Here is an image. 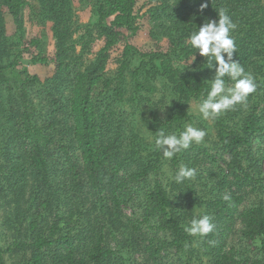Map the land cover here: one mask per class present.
Masks as SVG:
<instances>
[{
    "label": "rangeland",
    "instance_id": "obj_1",
    "mask_svg": "<svg viewBox=\"0 0 264 264\" xmlns=\"http://www.w3.org/2000/svg\"><path fill=\"white\" fill-rule=\"evenodd\" d=\"M201 1L136 0L134 18L137 32L130 34L124 31V38H121L120 43L111 50L110 60L106 67L105 78L109 79L112 85L108 89L102 86L97 88L96 95L99 96L100 104H102L101 113L106 112L107 116L112 113L113 124L121 128L118 151L119 159L124 164L118 172V178L123 180L125 175L140 168L156 167L149 172L145 180L135 185L134 201L129 206L122 207L115 218L119 220L117 227L110 226L111 228L105 229L108 236L107 243L124 258L125 264H152L145 253V246L148 245L151 237L165 238L163 233H155L148 225L141 222L145 192L152 188L156 181L161 182L171 199L174 200L185 225L193 216L205 214L210 216L208 207L204 203L217 194L241 195L243 197L241 208L264 203V181L261 184L252 183L249 186L238 187L233 184L231 178L225 176L228 158L218 144L217 118L203 120L195 111L198 100H193L190 103L191 107L188 106V119L180 125H174L167 131V134L178 135L186 124H192L207 132L204 142L199 145L193 144L189 149L177 153L172 159H165L162 153L155 148L149 138L157 135L159 128L165 125L174 114L177 98L171 83L151 66L140 73L137 81L141 83V88L136 87L133 72L140 67L142 62L138 53L133 52L128 59V70L121 84V96L115 91L127 44L142 53H170L173 49L178 51L182 48L192 49L187 43L192 31L187 32L185 28L177 29L176 21L179 18L186 28L195 26L200 18ZM28 2V6L21 14L23 26L21 29L17 28L7 10L1 8L5 16L8 48L3 62L7 65L17 60L21 63L18 71L21 70V66H25L31 76H37L40 79L39 83L30 88L29 97L35 106L33 117L35 123L48 127L49 119L56 121L53 128L49 126L47 131L53 136L51 146L53 156L49 162L52 182L49 187H41L37 192V197L34 198L38 186L26 170L27 166L25 170L28 176L24 174L25 170L19 178L16 176L13 167L16 165L14 161L18 156L14 154L11 147L6 145L9 137L2 134L4 131L0 124V243L3 249H7L19 237L20 239L25 238L28 225L37 219L38 206H41L44 201L48 202V206L47 210L41 213L44 214V226L48 230L53 225L55 226V215L62 216L64 212L67 213L73 206V202L81 205L79 210L82 212L83 227H86L88 222L94 224L102 220L103 216L100 211L102 203L97 201L92 190L86 187L84 193L70 194L67 183L64 184L66 165L63 156L58 151V146L60 144L69 145L71 138L68 133L71 131L72 118L60 111L55 104L57 105L56 99H60L62 104L68 100L70 88L68 86L63 92H58L55 88L54 78L59 57L53 31L54 23L44 14L45 9L40 0H28ZM1 5L2 0H0ZM71 6L70 21L63 25V29H68L70 37L64 45L65 53L62 59L67 62L74 60L76 66L84 70L94 63L96 54L103 46L98 33L92 30L97 21L95 0H71ZM262 6L264 9V1ZM240 28V24H237L235 31L237 29L238 33L241 32ZM91 30L92 33L88 34ZM261 32L264 33V28ZM256 44L257 54L251 58L249 63L241 64L245 72L254 77L257 84L256 91L249 95L246 105H237L235 110L227 111L219 116L226 125L238 132L241 131L244 120L254 107H257L258 111L264 115V54L262 45ZM193 55L175 58V68L181 72H200L208 82L212 79L210 76L215 74V68H206L208 66L206 58L201 57L198 52L195 54V61L184 71L185 65L182 62L190 60ZM38 57L41 60L33 63V58ZM238 63L242 62L238 61ZM155 65L160 70V61L155 62ZM226 83L230 84L231 81L227 80ZM4 95L5 101L0 104L7 108L9 98L6 100V96L8 97L6 90ZM51 95L56 99L54 100ZM262 126V132L253 138L251 146L242 154L245 169L255 180L260 179V181L264 180V118ZM13 146L17 150L21 148L15 143ZM182 164L195 167L196 177L176 184L172 176ZM17 165L19 166V163ZM85 179L83 180L84 185ZM104 207L113 211L108 202L104 203ZM59 227L61 229L62 225L60 224ZM109 231L114 233L111 234ZM192 238L190 251L187 250L180 255H177L174 250L169 251L164 254L162 264L186 262L211 264L213 258L211 249L214 243L208 240L209 235L192 236ZM216 245L217 248L231 253L241 261L264 259L260 244L249 243L242 237L239 222L231 230L222 232ZM26 254L30 255V252L27 251ZM22 255L23 253L15 255V259L19 260ZM15 259H9V264Z\"/></svg>",
    "mask_w": 264,
    "mask_h": 264
},
{
    "label": "trees",
    "instance_id": "obj_2",
    "mask_svg": "<svg viewBox=\"0 0 264 264\" xmlns=\"http://www.w3.org/2000/svg\"><path fill=\"white\" fill-rule=\"evenodd\" d=\"M263 1L202 0L201 5L206 4L207 7L201 8L199 22L191 28H186L177 18L176 26L177 29L185 28V31L193 32L210 20L218 21V11L221 8L227 9L233 22L236 25L240 24L242 30L239 33L237 29L231 32L236 46L233 58L236 62H242L240 64H247L257 54L256 43L262 45L264 54V33L261 32L264 28ZM40 2L45 9L44 14L54 23L53 31L59 57L54 78L56 91L63 92L68 86L70 88L69 98L63 104L60 99L51 95L54 100L56 99L55 106L72 118L71 131L68 133L71 141L69 145L58 146V151L66 165L64 184L67 183L70 194L84 193L86 187L92 190L97 201L102 203L100 211L103 216L102 220L94 224L88 222L86 227H83L82 212L79 210L81 205L73 202L67 213L64 212L62 216L55 215V226L48 230L44 226V214L41 213L47 210L48 202L44 201L38 206L37 219L28 225L24 239L19 237L7 249H3L0 243V264H9V259H15L21 253H23L21 258L15 259L11 264H125L124 258L107 243L108 236L105 229L117 225L119 220L115 218L118 212L134 201L135 185L145 180L149 172L156 167L140 168L125 175L123 180L118 178V172L124 164L119 159L118 151L121 128L113 124L112 113L108 116L106 112L101 113L102 104L96 92L100 86L108 89L112 85L111 81L105 78L111 50L120 43L121 38H124L125 30L130 34L137 32L134 18L136 0H95L97 21L92 30L98 33L103 46L96 54L94 63L84 70L79 69L74 60L69 59L70 62H67L62 59L65 53L64 45L70 37L68 29H63V25L70 21L71 0H40ZM28 4V0H2L0 6V103L5 101L3 98L5 90L8 93L6 100L9 98L7 108L0 104V124L4 131L2 134L9 137L6 145L18 156L16 160L13 158L16 163L13 170L19 178L27 166L26 170L38 186L34 195L36 198L40 188L49 187L52 182L49 162L53 156L51 150L53 136L47 131L49 126L53 128L56 121L49 119L48 127L34 122L35 106L30 100L29 90L39 83L40 79L31 76L25 66H21V70L18 71L21 63L17 60L7 65L3 62L8 48L5 16L1 8L7 10L17 28L21 29L23 27L21 14ZM92 30L88 34H91ZM133 52L138 53L142 58L140 67L133 72V79L138 89L141 88V83L137 81L138 76L148 66L164 76L173 87L177 98L176 110L168 122L159 128L167 133L174 125H180L188 119V104L193 100H199L209 89V83L202 73L181 72L174 66L175 58L193 55L195 49L182 48L179 51L173 49L170 53H142L127 44L115 87L119 96H121L124 74L128 70V59ZM39 57L33 58V63L39 62L41 60ZM157 61H160V70L155 65ZM214 75L212 74L210 78ZM263 118L264 115L254 107L244 120L240 132L226 125L223 119L217 118L218 144L228 158L225 176L231 178L235 186L261 184L264 181L255 180L245 169L242 159L243 152L251 146L253 138L262 132ZM13 143L21 148L17 150ZM26 170L24 174H27ZM84 178H86L85 185ZM223 195L217 194L204 203L215 225L214 230L208 234V240L214 243L211 249L213 255L211 264H264V259L241 261L231 253L217 248L219 235L231 230L239 222L242 237L249 243H259L264 254V203L241 208L243 204L241 195L230 193L228 201L222 198ZM36 201L39 202L37 199ZM106 202L112 206V212L104 207ZM181 216L177 205L161 182L156 181L152 188L145 192L141 222L148 225L155 233H163L165 237L163 239L151 237L148 245L145 246V253L152 264H162L164 254L169 251L174 250L180 255L191 250L193 238L185 232V224ZM103 219L107 220V223ZM27 251L30 255L26 254Z\"/></svg>",
    "mask_w": 264,
    "mask_h": 264
},
{
    "label": "clouds",
    "instance_id": "obj_3",
    "mask_svg": "<svg viewBox=\"0 0 264 264\" xmlns=\"http://www.w3.org/2000/svg\"><path fill=\"white\" fill-rule=\"evenodd\" d=\"M204 7L207 5H201L202 9ZM235 28L236 24L227 9L221 8L218 11V21L210 20L204 23L188 37L187 43L195 49V53L190 60L182 62L185 65L184 71L195 61L197 52L201 57L206 58L208 65L206 68H215L214 77L208 80L209 89L206 95L196 101L195 111L203 120H214L227 111L235 110L237 105H246L249 95L256 91L257 84L254 77L246 73L244 67L233 58L236 46L230 33ZM226 78L231 81L230 84L226 83ZM188 105L191 107L190 104ZM156 133L158 134L149 138L150 142L154 143L155 148L165 159H172L177 153L189 149L193 144L203 143L207 135L205 130L192 124H186L178 135L167 134L160 129ZM196 173L195 167L182 164L172 179L176 184H181L185 180L194 179ZM222 198L228 201L230 194L225 193ZM214 228L212 218L205 214L193 216L188 220L185 232L193 237H205Z\"/></svg>",
    "mask_w": 264,
    "mask_h": 264
}]
</instances>
